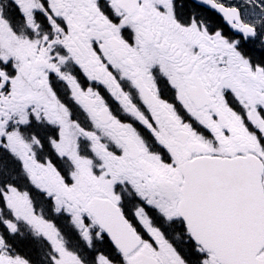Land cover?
Wrapping results in <instances>:
<instances>
[{
    "label": "snow or ice",
    "instance_id": "obj_1",
    "mask_svg": "<svg viewBox=\"0 0 264 264\" xmlns=\"http://www.w3.org/2000/svg\"><path fill=\"white\" fill-rule=\"evenodd\" d=\"M0 264H264V0H0Z\"/></svg>",
    "mask_w": 264,
    "mask_h": 264
}]
</instances>
